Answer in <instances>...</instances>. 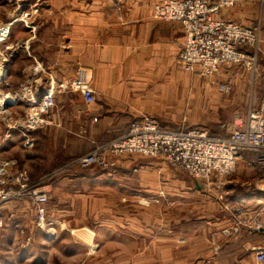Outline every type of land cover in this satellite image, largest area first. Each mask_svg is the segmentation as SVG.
Segmentation results:
<instances>
[{
    "label": "crops",
    "instance_id": "0c3cea01",
    "mask_svg": "<svg viewBox=\"0 0 264 264\" xmlns=\"http://www.w3.org/2000/svg\"><path fill=\"white\" fill-rule=\"evenodd\" d=\"M161 1L126 0L127 19L121 23L105 17V9L116 5L115 1L97 2L94 17L67 13L55 37H31L27 39L29 49L7 50L3 56L5 76L0 83V99L5 102L0 109V156L17 159L21 169H36L40 176L30 180L39 182L45 170L59 168L67 157L85 155L125 134L131 121L143 116L161 120L162 53L177 55L184 42L180 22L152 17L154 6ZM120 4L122 1L117 2ZM215 17L261 28L257 67L264 72V0H242ZM81 67L90 70L96 91L97 101L89 106L80 94L63 90ZM220 72L222 77H235L238 86L250 81V75L253 78L247 70L227 66ZM26 85L35 86L37 95L54 89V106L32 128L24 126L31 108L24 95ZM26 136L34 143L30 148L22 147ZM114 159L121 162L124 158ZM123 164L126 167L119 173H126L125 177L83 170L75 174L66 171L60 176L47 174L43 183L50 194L48 212L55 222L52 228L36 224L30 201L13 200L2 205L0 215L5 217V224L0 228V264H103L119 255L127 264H134V198L141 195L144 204L151 197L162 201V178H145L151 167L157 169L154 163L144 166L136 178L128 168L142 163ZM237 168L253 178L252 188L237 190L241 193L236 195L227 188V204L232 208V203L238 202L253 216L264 201V171L249 168L242 161ZM194 192L204 191L196 188ZM209 205L215 203L210 201ZM212 216L205 229L175 228L172 234L178 239L174 242L164 236L158 242L162 264H259L251 247L264 248V231L242 230L224 238L219 231L231 224V217L219 224ZM215 242L221 248L216 257L210 251Z\"/></svg>",
    "mask_w": 264,
    "mask_h": 264
},
{
    "label": "built area",
    "instance_id": "2783aa9c",
    "mask_svg": "<svg viewBox=\"0 0 264 264\" xmlns=\"http://www.w3.org/2000/svg\"><path fill=\"white\" fill-rule=\"evenodd\" d=\"M241 1L163 0L154 6V18L180 22L182 25L185 42L177 59L185 71L207 78L221 66L230 65L243 66L244 69L257 73L259 28L215 17ZM5 27L9 29L0 34V45L9 38L10 24L0 30ZM3 56L4 52L0 49V83L6 71ZM221 89L229 93L231 86L227 82L221 85ZM23 90L25 99L31 104L24 126L32 128L39 123L40 116L48 115L49 109L54 106V89L39 95L32 85H26ZM63 90L80 94L87 106L97 101L90 70L85 67H81L76 76L63 85ZM4 104L0 99V109L4 108ZM161 121L151 116L133 120L127 133L78 157L69 166L73 164L82 170L106 171L113 168L109 154L136 153L163 158V161L185 170L198 181L213 177L226 179L236 172L240 161L258 172L264 171V84L258 106L250 108L245 117L236 114L232 118V125L228 124L226 136L217 137L198 125L182 124L180 127L170 128L162 125ZM33 144L29 137H25V148H30ZM225 184L228 183L223 181L222 185ZM251 188L252 186L247 190L250 191ZM13 200L30 201L35 209L36 224L41 228H52L54 225L48 212L50 194L46 184L32 183L27 171L19 167L17 159L0 156V207ZM230 213L231 224L223 230L224 235L234 236L243 227L246 231L260 230L264 201L253 216L241 208H230ZM4 219L0 215V228L5 224ZM251 251L257 262L264 264V248L251 247Z\"/></svg>",
    "mask_w": 264,
    "mask_h": 264
},
{
    "label": "rangeland",
    "instance_id": "374dc122",
    "mask_svg": "<svg viewBox=\"0 0 264 264\" xmlns=\"http://www.w3.org/2000/svg\"><path fill=\"white\" fill-rule=\"evenodd\" d=\"M102 1L116 2V5L113 3V6L115 5L114 7L105 9L107 11L105 15L106 19L111 17L118 23L126 21L128 11L125 5L126 0H0V28L10 24L9 38L5 43H1L0 49L2 53H5L8 47L12 49H29L30 42L27 40L28 38L30 39L32 37L37 39L38 37H43L46 39L48 37H55L57 32H59L58 25L63 24L67 13H76L77 16L78 12H81L87 14L88 18H92L98 6L97 2ZM120 1H122V4L118 6L117 2L119 3ZM229 20L234 21L232 19ZM248 26L255 27L257 25L253 23ZM258 28L260 33L261 28L259 26ZM164 40L165 38L162 36V42H165ZM259 48L258 46V53L260 51ZM180 50L177 55L176 53H174L175 55L162 53V106H160L162 107V125L170 128H177L182 124L189 126L198 125L205 127L212 135L217 137L226 136L229 130L228 124L230 123L232 125V118L236 114L245 116L250 108H256L258 106L263 94L264 72H261L258 67L256 73L252 72L251 69H244L243 66L230 67V65H224L212 76L204 78L196 73L187 72L181 67L177 59ZM226 66L229 69H239L242 72L247 70L249 74L252 73L253 78L250 75V81L244 84L241 83L238 86L237 83L239 81L235 77L220 76L222 75L220 71L225 69ZM227 82L231 86L229 93H225L221 89V85ZM154 116L157 117V115ZM22 147L25 148L23 143ZM80 156L82 155L67 157L59 168L45 170V177L42 176L43 178L41 177L39 182L43 183L47 181L46 177L49 176L47 175L49 173H52V176H60L66 173V171L70 174L78 173L82 169L73 164L69 166V163ZM115 157H120V159L124 158L122 159L123 161L135 162L137 165L142 163L140 166L128 168L134 177L140 176V170L144 166L151 167L149 163H154L157 169L153 170L151 167L147 173H144L145 178L152 180L159 177L162 178V201L151 197L144 204L141 201V195H137L134 198L135 247L131 252L135 256L134 264H162V248L158 246V242L164 240V236L172 242H174V239H178L177 236L172 234L175 228L184 231L192 227H203L205 229L207 219L212 214L215 215L212 216L216 218L215 223L222 224L226 219L228 220L231 217V207L227 204V199L229 200L227 197V188L230 187V189H233V194H239L241 191L237 190L242 189L245 192L246 188L253 184V180H251L253 178L248 177L250 175L246 176V173H240L237 168L238 170L236 169L235 173L226 177V179L224 178L225 180L213 177L205 181H198L204 186L202 188L204 192L197 194L194 192L196 189L194 185L195 181L188 172L170 165L163 161V158L147 157L136 153L122 155L109 154L110 161L113 165V168H110V170L89 169L83 171L97 173L99 175L103 174L105 176L116 175V173L121 176L126 175V173H119L126 166L123 164V161L119 162L120 160H115ZM133 158L142 159L135 160ZM67 164L69 167H67ZM245 170L243 172H247ZM27 173H29V176H32H30V179L40 176V174H37L38 171L36 169L32 170V168ZM30 181L32 182V180ZM223 181H226L228 184L222 185ZM150 192L154 193V190H150ZM210 201L215 203V205H209ZM116 203L122 204L121 202ZM232 208L234 210L236 208L246 210L238 202L232 203ZM120 223L124 224L125 220H120ZM228 226V224L223 225V228L221 227L219 231L224 238L228 237L223 234V230ZM244 231L248 232L246 230ZM242 232V230H239L238 233ZM122 236V238H126V234ZM112 239H118L123 245L126 244V241L121 238L113 237ZM179 240L181 241L183 239L181 238ZM211 242L213 244V240ZM217 244L215 242L213 247L210 245V251L215 257L221 252V248ZM118 249L122 253L124 251L127 252L126 248ZM114 250L107 251L112 252ZM107 261L110 263H107ZM103 264H127V262L126 260H122L121 255H119L113 259L104 260Z\"/></svg>",
    "mask_w": 264,
    "mask_h": 264
},
{
    "label": "water",
    "instance_id": "95a60500",
    "mask_svg": "<svg viewBox=\"0 0 264 264\" xmlns=\"http://www.w3.org/2000/svg\"><path fill=\"white\" fill-rule=\"evenodd\" d=\"M193 178V177H192ZM194 179V185H195V187L196 188H198V189H202L204 186L202 185V184H200L199 182H198V180L197 179H195V178H193ZM261 231H264V228H261L260 229Z\"/></svg>",
    "mask_w": 264,
    "mask_h": 264
},
{
    "label": "bare ground",
    "instance_id": "6f19581e",
    "mask_svg": "<svg viewBox=\"0 0 264 264\" xmlns=\"http://www.w3.org/2000/svg\"><path fill=\"white\" fill-rule=\"evenodd\" d=\"M1 33H5V32H3L2 30H0V34ZM0 72H1V67H0ZM3 100L1 99V102H2Z\"/></svg>",
    "mask_w": 264,
    "mask_h": 264
}]
</instances>
